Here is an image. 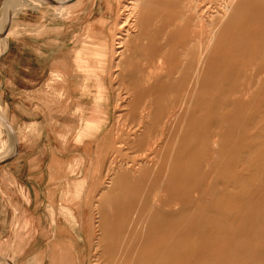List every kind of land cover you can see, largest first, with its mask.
<instances>
[{
  "label": "rangeland",
  "instance_id": "1",
  "mask_svg": "<svg viewBox=\"0 0 264 264\" xmlns=\"http://www.w3.org/2000/svg\"><path fill=\"white\" fill-rule=\"evenodd\" d=\"M42 1L0 5V57L13 39L23 50H12L0 80L7 91L12 76L35 80L21 85L32 91L27 100L39 104L34 113L30 104L15 115L8 105L15 100L3 99L0 88V113L8 121L0 120V195L5 198L0 201V264H142L145 259L144 264H264V0H237L221 46H209L200 78L197 68L206 46L199 42L210 35L227 0H150L138 18L130 13L134 35L120 48L116 38L129 27L120 25L128 13L121 5L128 0ZM198 9L210 22L205 20L204 30L192 26ZM94 102L101 106L98 119L80 128L78 107ZM32 121L39 126L44 121L49 130L38 134ZM80 129L86 133L79 142ZM108 166L117 173L108 172ZM126 166L132 167L130 173ZM112 177L114 189L102 206L99 194ZM146 207L160 213L152 215ZM41 212L43 225L37 220ZM140 216L150 218H145L148 228L135 232ZM173 221L176 228L167 227ZM179 229L185 230L182 236ZM160 235L168 238L162 242ZM147 241L157 247L149 249ZM169 246L172 257L169 248L163 251ZM144 250L163 251L165 260Z\"/></svg>",
  "mask_w": 264,
  "mask_h": 264
},
{
  "label": "bare ground",
  "instance_id": "2",
  "mask_svg": "<svg viewBox=\"0 0 264 264\" xmlns=\"http://www.w3.org/2000/svg\"><path fill=\"white\" fill-rule=\"evenodd\" d=\"M14 1H15V0H14ZM33 1H34V0H33ZM44 1H45V0H44ZM44 1H42V2H44ZM48 1H49V0H48ZM52 1H53V0H52ZM56 1H57V0H56ZM69 1H70V0H69ZM185 1H187V0H185ZM222 1H223V0H222ZM46 2H47V1H46ZM50 2H51V1H49V4H50ZM59 2H60V0H59ZM64 2H65V1H64ZM120 2H121V1H119V3H120ZM149 2H150V0H128V1H126V2H124V3H122L123 5H121V6H122L123 11L126 10V11H128V13L125 14L124 17L121 18V20L119 19V20H120V25H121V27L126 28V26H129L128 23H129V20L131 19V18H129V17H130V13H135V14L137 13V16H136V17L138 18V17L142 14V11H141V10L143 9V6H144V5L147 6V4H148ZM188 2H189V1H188ZM195 2H197V0H196ZM195 2H193V3H195ZM199 2H200V0H199L197 3H199ZM203 2H204V1H203ZM223 2H224V1H223ZM236 2H237V0H230V1L227 0V1H225L224 4L222 3V4H223L222 6L219 5L220 7H223L224 10L221 11V12H219V16H218L216 19H214L212 16H210V15L208 14V18H209V16H210V17H211L212 19H214V20L212 21V23H211V25H210V26H212V29H211V31H209V33H208V34H210V35L206 37V38H207V39L205 40L206 42L202 40V39H203L202 37H200V38H202V39H201L200 42H199V44H200L199 46H206V47L203 48V50L201 51V54H200L201 57H200V59H199L200 61H199L198 68H197V74H198V77H199V78L202 76V73H203V71H204V62H205V60H206L205 58H206L207 52L209 51L208 49L210 48L209 46H211V47H212V46H221V43H220V36L223 34V32L226 30L227 26L229 25V23H230V22L232 21V19H233V11H234V7H235ZM11 3H12V2H11ZM11 3H10V4H11ZM184 3H185V2H184ZM197 3H196V4H197ZM10 4H9V5H10ZM34 4H36V3H34ZM63 4H64V3H63ZM120 4H121V3H120ZM208 4H209V3H208ZM11 5H12V4H11ZM16 5H17V4H16ZM58 5H60V4H58ZM184 5H185V4H184ZM188 5H189V3H188ZM190 5H191V4H190ZM19 6H20V5H19ZM51 6H52V4H51ZM121 6H120V7H121ZM185 6H187V5H185ZM195 6L197 7L198 4L195 5ZM213 6H214V5H213ZM55 7H57V5H56ZM57 8H58V7H57ZM60 8H63V6L60 7ZM184 8H185V7H184ZM184 8H183V9H184ZM187 8H188V6H187ZM187 8H185V9H187ZM189 8H190V7H189ZM189 8H188V9H189ZM191 8H193V7H191ZM197 8H198V7H197ZM199 8H200V7H199ZM11 9H12V8H11ZM13 9H15L14 6H13ZM194 9H195V8H194ZM201 9H202V8H201ZM201 9H198V10L195 11V12L198 11L197 16H199L200 12H202V11L199 12V10H201ZM1 10H2V9H1ZM5 10H6V9H5ZM8 10H9V7H8ZM120 10H121V9H120ZM213 10H214V9H213ZM220 10H221V9H220ZM14 11H16V10H14ZM57 11H58V10H57ZM181 11H182V10H181ZM185 11H186V10H185ZM191 11H192V10H191ZM218 11H219V10H218ZM218 11L216 10V12H218ZM7 12H8V11H7ZM10 12H11V11H10ZM12 12H13V11H12ZM192 12H194V11H192ZM206 12H207V11H205V13H206ZM210 12H212V11H210ZM214 12H215V11H214ZM214 12H212L211 14H213ZM13 13H14V12H13ZM187 13H189V12L186 11V14H187ZM252 13H253V12H252ZM8 14H9V13H7V15H8ZM10 14L12 15V13H10ZM10 14H9V15H10ZM181 14H182V13H181ZM183 14H184V13H183ZM186 14H185V15H186ZM194 14H195V13H194ZM203 14H204V13H203ZM203 14H202V15H203ZM185 15H183V16H185ZM205 15H206V14H205ZM250 15H251V13H250ZM183 16H182V17H183ZM187 16H188V15H187ZM197 16H196L197 19L194 18V19H196V21H194V24H195V22H196V24H195V25H194V24H193V25L191 24V25L194 26V27H197V28H199V29H201V30H204V26H205V27L207 26V25H204V22L207 21V24H209L210 22H208V19L206 20V19L203 18L204 15H203V17H201V16L197 17ZM9 17H11V16H9ZM134 17H135V16H134ZM189 17H190V16H189ZM137 18H136V19H137ZM205 18H206V17H205ZM136 19H135V21H138V20H139V19H138V20H136ZM180 19H183V18H180V17H179L178 20H180ZM247 19L250 20V18H248V17H247ZM251 19H252V18H251ZM6 20H8V19L6 18ZM6 20H4V21H6ZM176 20H177V19H176ZM178 20H177V21H178ZM205 20H206V21H205ZM132 21H133V20H132ZM174 21H175V18H174L173 16H171L170 19H169L168 25L171 24V26H172V25L174 24ZM177 21H176V22H177ZM183 21H184V20H183ZM183 21L181 22V23H182L181 25H184L185 22H186V26L188 27V24H187V21H188V20H187V21L185 20V21H184V24H183ZM244 21H245V20H244ZM0 22H1V21H0ZM130 22H131V21H130ZM133 22H134V21H133ZM121 23H122V24H121ZM2 24H3V23H2ZM179 24H180V23H179ZM205 24H206V23H205ZM120 25H119V27H120ZM175 25H176V24H175ZM5 26H6V24H5ZM115 26L118 27V24L115 25ZM115 26H114V27H115ZM176 26H177V25H176ZM178 27H179V26H178ZM208 27H209V26H208ZM59 28H60V27H59ZM59 28H58V29H59ZM168 28H169V27H167L166 30H169ZM172 28H174V26H173ZM206 28H207V27H206ZM206 28H205V29H206ZM2 29H3V28H2ZM186 29H187V28H186ZM199 29H198V30H199ZM133 30H134V29H133ZM133 30L131 29V26H129L127 29H123L124 32L122 31V32L120 33V35L116 38V39L118 40V42H117V43H118V45H117L118 48L124 46L125 42H127V41L132 37V35H134V34H133ZM2 31H3V30H2ZM2 31H0V32H2ZM177 31H178V30H177ZM177 31H176V32H177ZM206 31H207V30H206ZM34 32H35V31H34ZM174 32H175V31H174ZM176 32H175V33H176ZM10 33H11V32H9V34H8V33H7V34L5 33V34H6L5 36L8 35V37H9ZM12 33H13V32H12ZM111 33H112V32H111ZM202 33H203V32H202ZM202 33H201V34H202ZM3 34H4V33H3ZM38 34H39V33H38ZM115 35H116V34H115ZM117 35H118V34H117ZM117 35H116V36H117ZM171 35H172V32H171ZM171 35H170V36H171ZM178 35H179V34H177V36H178ZM174 36H175V35H174ZM174 36H173V37H174ZM0 37H1V36H0ZM2 37H4V36L2 35ZM176 38H177V37H176ZM198 38H199V37H198ZM2 39L5 41L4 38H2ZM116 39H115V40H116ZM3 40H2V41H3ZM6 40H7V39H6ZM115 40H114V42H115ZM173 40H175V39H173ZM0 41H1V40H0ZM7 41H8V40H7ZM3 44H4V43H3ZM5 45H8V42H7V44H6V42H5ZM5 45H3V47H4ZM113 45H114V44H113ZM223 46H225V45H223ZM0 48H1V47H0ZM119 50H120V49H119ZM116 51H117V50H116ZM185 51H186V50H185ZM117 54H118V53H117ZM119 55H120V54H119ZM116 62H117V61H116ZM116 64H117V63H116ZM117 70H118V69H117ZM114 74H115V73H114ZM114 74H113V75H114ZM55 75L58 77L57 79L62 80V78H61V77L59 78V76H62V77H63V75H60V73H58V72H56ZM64 79H65V78H64ZM197 83H198V81H197ZM99 96L102 97V98H105V99H106V96H105L103 93H100ZM247 97H248V95H247ZM186 98H187V97H186ZM95 99H98V97H96ZM115 99H116V102L119 101V100L117 99V97H116ZM106 100H107V99H106ZM185 100H187V99H185ZM84 104H85V103H84ZM86 104H87V103H86ZM117 104H118V103H117ZM186 104H187V101L182 105V107H184ZM92 105H93V103H92ZM100 107H101V106H100ZM100 107L98 106V104H97L96 102H94V105H93V106L86 107V106L84 105L83 107H82V106H79V107H78L80 110L77 111V114L80 115V116H78V118H77V124H78V125H81L80 128L86 129V128H88V127H90L91 125L94 124V122L98 119V114H97L96 111H97V109L100 108ZM107 108H108V107H107ZM118 108H119V106H116V107H114L113 109H114V110H118ZM187 108H188V105H187ZM111 109H112V107H111ZM120 110H121V109H120ZM122 110H124V109H122ZM182 110H183V108H182ZM184 110H185V109H184ZM187 110H188V109H187ZM4 113H5V112H4ZM4 113H3V112L0 113V120H2V122L6 125V123H8V121L6 120L7 118L4 117V115H5ZM113 113H116V114L118 113V115H119L118 118H122V117H124V116H122V115L124 114L123 111H119V112L112 111V115H113ZM149 113H151V112H149ZM3 114H4V115H3ZM108 114H109V112H107V114H105V115L103 114V117H102V123H107L106 121H107ZM99 115H100V114H99ZM73 116H74V115H73ZM115 116H116V115H115ZM148 116H149V114H148ZM150 116H151V115H150ZM126 117H127V116H125L124 119H125ZM151 117H152V116H151ZM153 117L155 118V116H153ZM153 117H152V118H153ZM149 118H150V117H149ZM154 118H153V119H154ZM141 119H142V118H141ZM155 119H156V118H155ZM126 120H127V119H126ZM139 120H140V119H139ZM144 120H145V122H146V119H144ZM75 121H76V119H75ZM153 121H154V120H153ZM75 123H76V122H75ZM136 123H137V122H136ZM142 123H143V120L140 121V123L138 124V127H140V126H141L140 124H142ZM143 124H144V123H143ZM111 125H112V124H111ZM116 125H117V124H116ZM125 125H126V124H125ZM139 125H140V126H139ZM9 126H10V125H9ZM31 126H32V127H35V128L37 127V133L41 135L42 130H41V127H39V124H38L37 122H33ZM74 126H75V125H74ZM145 126H147V125H145ZM110 128H111V127H110ZM114 128H116V127H114ZM218 128H219V127H218ZM10 129L12 130V128H10ZM110 130L112 131V129H109V132H110ZM13 132H14V131H13ZM84 133H86V130H82V131H81V129H80V132L76 135L75 139H76L77 141L80 142L81 139H82V137L85 136ZM106 133H107V131H106ZM108 136H109V135H108ZM10 137H11V136H10ZM136 137H137V136H136ZM102 138H103V137H102ZM104 138H105V137H104ZM104 138H103V139H104ZM118 138H119V137H118ZM13 139H14V138H13ZM100 139H101V138H100ZM103 139H102V140H103ZM116 139H117V138H116ZM116 139H115V140H116ZM123 140H124V139H123ZM129 140H130V139H129ZM104 142H105V141H104ZM112 142H113V141H112ZM115 142H116V141H115ZM121 142H122V141H121ZM113 143H114V142H113ZM122 143H123V142H122ZM108 144H109V143H108ZM116 145H118V143H117ZM121 145H123V144H121ZM118 146H120V145H118ZM9 149H10V148H9ZM119 149H120V148H119ZM119 149H118V151H119ZM112 150H113V149H112ZM146 152H147V151H146ZM6 153H7V152H6ZM6 155H8V154H6ZM6 155H5V156H6ZM0 157H1V156H0ZM2 157H4V156H2ZM9 157H10V156H9ZM104 157H105V156H104ZM112 160H113V159H112ZM127 160H128V159H127ZM114 161H115V160H114ZM125 161H126V160H125ZM141 161H142V160H141ZM108 162H109V161H108ZM115 162H116V161H115ZM137 162H138V161H137ZM144 162H146V161H144ZM144 162H142V163L144 164ZM106 163H107V162H106ZM110 163H111V161H110ZM110 163H109V165L112 164V163H111V164H110ZM121 163H122V160H121ZM125 163H126V162H125ZM115 164H116V163H115ZM130 164H131V163H130ZM112 165H113V164H112ZM126 165H128V164H126ZM132 165H133V164H132ZM113 166H114V165H113ZM113 166H112V167H113ZM118 166H119V165H118ZM118 166H117V168H118ZM123 166H124V165H123ZM135 166H136V165H135ZM143 166H145V165H143ZM146 166H148V164H147ZM139 167H140V166H139ZM108 168H109V166H108ZM117 168H116V169H117ZM119 168H120V167H119ZM123 168L126 169L127 172H129V170H130L132 167H130V166L127 167V166H126V167H123ZM144 168L146 169V167H143V168H142V172H143ZM147 168H148V167H147ZM121 169H122V168H121ZM140 169H141V168H138L137 171H141ZM151 169H153V171L156 172V168H155V166L152 167ZM133 170H134V169H133ZM113 171H115V168H114V167H113V168H109V170H108V172H112V173H113ZM117 171H119V169H117ZM133 172H134V171H133ZM142 172H141V173H142ZM112 173H111V174H112ZM115 173H117V172L115 171ZM121 173L124 174L125 171H123V172H121ZM129 173H130V172H129ZM129 173H126V174H128V176L130 177V174H129ZM131 173H132V172H131ZM135 173H136V172H135ZM141 173H140V174H141ZM107 174H108V173H107ZM124 175H125V174H124ZM133 175H134V174H133ZM136 175H137V173H136ZM120 176H121V175H120ZM125 176H127V175H125ZM115 177H117V174H116ZM115 177H114V178H115ZM121 177H122V176H121ZM135 177H136V176H135ZM140 177H141V176H140ZM123 178H124V177H123ZM123 178H122V179H123ZM127 178H128V177H125V180H126ZM111 179H112V182H109V185L106 187V188H107V192L105 191L106 188H104V189H102L103 191L100 192V194H99V195H100L99 197H100L102 200L100 199V200H101V201H100L101 204H100V203H97V204H96L98 208L100 207V205L103 206L102 201H103L104 199H106L108 196H110L111 193H112V191H113V189H114V187H113V186H114V185H113V177H112ZM115 179H116V178H115ZM133 179H134V178H133ZM133 179L130 178V180H133ZM137 179H138V178H137ZM140 179H141V178H140ZM134 180H135V179H134ZM126 181H127V180H126ZM138 181H139V180H138ZM124 182H125V181H123V183H124ZM128 182H129V181H128ZM130 182H131V181H130ZM130 182H129V183H130ZM111 183H112V184H111ZM123 183H122V184H123ZM126 183H127V182H126ZM134 183H136V182L134 181ZM110 184H111V185H110ZM132 184H133V181H132ZM136 184H137V183H136ZM124 185L127 186L126 184H124ZM137 185H138V184H137ZM117 186H118V185H117ZM117 186H116V188H117ZM128 186H129V185H128ZM20 187H21V186H20ZM118 188H119V186H118ZM128 188H129V187H128ZM120 189H121V187H120ZM122 189L125 191V189L123 188V186H122ZM122 189H121V190H122ZM130 189H131V187H130ZM123 190H122V191H123ZM128 190H129V189H128ZM22 191H23V190H22ZM122 191H121V192H122ZM124 191H123V192H124ZM104 192H105V193H104ZM125 193H126V192H125ZM125 193H124V195H126ZM127 193L130 195V193H129L128 191H127ZM121 194H122V193H121ZM128 194H127V195H128ZM102 196H103V198H102ZM120 196H121V195H120ZM122 196H123V195H122ZM122 196H121V197H122ZM145 196H146V195H145ZM155 196H156V195H155ZM125 197H126V196H125ZM129 197H130V196H129ZM25 198H26V197H25ZM122 198H123V197H122ZM141 198H142V197H141ZM141 198H140V200H141ZM144 198H145V197H144ZM154 198H156V197H154ZM154 198H153V199H154ZM157 198H159V197H157ZM29 199H30V198H29ZM109 199H110V198H109ZM123 199H124V198H123ZM125 199H126V198H125ZM127 199H128V196H127ZM142 199H143V198H142ZM114 200H115V199H113V201H114ZM120 200H121V199H120ZM128 200H130V199H128ZM147 200H148V199H147ZM29 201H30V200H29ZM136 201H137V200H136ZM27 202H28V201H27ZM96 202H97V201H96ZM125 202L128 203V201H125ZM125 202H124V203L121 202V203H123V204L125 205ZM139 202H140V201H139ZM148 202H150V201H148ZM155 202H156V200H155ZM119 203H120V202H119ZM127 203H126V206H124V205H122V204H121V205L127 208L128 206H130V205H127ZM146 203H147V201L145 202V205L148 204V203H147V204H146ZM99 204H100V205H99ZM111 205H112V204H111ZM121 205H120V206H121ZM153 205H154V204H153ZM153 205H152V206H153ZM142 206H143V204H142ZM149 206H150V204H149ZM130 207L132 208V206H130ZM140 207H141V206H140ZM147 207H148V206H147ZM147 207H146V211H148V212L151 210V208H153V207H151L150 210H147ZM118 208H119V207H118ZM143 208H144V206H143ZM53 210H54V209H53ZM99 210L101 211L102 208L99 209ZM128 210H129V211H132L131 209H128ZM142 210H143V209H142ZM152 210H154V209H152ZM155 210H157V209H155ZM113 211H114V210H113ZM126 211H127V210H126ZM135 211H136V209H135ZM137 211H138V210H137ZM144 211H145V209H144ZM144 211H143V212H144ZM122 212H124V210L121 211L120 214H122ZM133 212H134V211H133ZM148 212H147V213H148ZM150 212H152V211H150ZM150 212H149V213H150ZM155 212H156V211H155ZM155 212L153 211L151 214L153 215V213H155ZM158 212L160 213V211H157L156 213H158ZM102 213H103V211H102ZM102 213H101V215L104 216V217H103V219H104V218H105V214L103 215ZM130 213H131V212H130ZM130 213H128V211H127V214H128V215H130ZM135 213H137V212H135ZM135 213H134V214H135ZM161 213H162V212H161ZM132 214H133V213H131V216H132ZM139 214H140V212H139ZM114 215H115V214H114ZM118 215H119V214H118ZM128 215H126V217H128ZM135 215H136V214H135ZM141 215H142V212H141ZM146 215H147V214H146ZM148 215H149V214H148ZM152 215H151V216H152ZM164 215H165V214H164ZM121 216H123V214H122ZM121 216H120L119 218H121ZM137 216H138V215H137ZM155 216L157 217V216H159V215H155ZM100 217H101V216H100ZM129 217H130V216H129ZM129 217H128V218H129ZM140 217H141L142 221H140V220H141ZM140 217H138V218H139V219H138L139 221H138V220H136V221H138V222L140 223L141 226H139V225H137V224H136L137 226L134 225L135 227H137L136 229H135V227L133 228V229L136 230L135 232L140 231V230H142L144 227H146V226H145V222L147 221L148 218H147L146 216H144V217L140 216ZM55 218H56V217H55ZM119 218L117 217V221H118ZM123 218H124V217H123ZM134 218H136V217H133V219H134ZM145 218H146V221H145ZM167 218H168V216H167ZM99 219L101 220V218H99ZM113 219H114V218H113ZM149 219H150V218H149ZM149 219H148V220H149ZM161 219H162V221H163V217H162ZM169 219H170V218H168V221H170ZM171 219H172V218H171ZM126 220H127V219L125 218L123 221H126ZM130 220H131V219H130ZM152 220H153V219H152ZM154 220H155V219H154ZM165 220H166V219H165ZM165 220H164V221H165ZM206 220H209V219H206ZM102 221H103V220H102ZM136 221H135V222L132 221V223H130V222H129V223L133 225V222L136 223ZM168 221H166V222H168ZM214 221H216V220H213V222H214ZM220 221H221V220H220ZM220 221H219V222H220ZM98 222H100V221H98ZM98 222H97V223H98ZM171 222H172V221H171ZM173 222H174V221H173ZM205 222H206V221H205ZM49 223H50V222H49ZM114 223H115V221H114ZM126 223H127V221H126ZM126 223H124V225H125ZM129 223H128V224H129ZM143 223H144V224H143ZM207 223H208V222H207ZM210 223H211V222H210ZM210 223H209V224H210ZM214 223H215V222H214ZM214 223H213V225H214ZM104 224H106V223H104ZM122 224H123V223H122ZM122 224H121V226H123ZM130 224H129V227L131 228L132 225L130 226ZM199 224H201V223H199ZM204 224H205V223H204ZM209 224H208V225H209ZM216 224H217V223H216ZM146 225H147V224H146ZM148 225H149V222H148ZM174 225H175V222H174L173 224H171L170 226H169V224H168L167 227H170V228H171V227L174 226ZM205 225H206V224H205ZM210 225H211V224H210ZM102 226H103V225H102ZM119 226H120V225H119ZM121 226L119 227V229H120L121 231H123L124 227L121 229ZM138 226H139V227H138ZM49 227H50V226H49ZM99 227H100V226H99ZM125 227L127 228V226H125ZM132 227H133V226H132ZM214 227H215V225H214ZM100 228H101V227H100ZM130 228H129V229H130ZM146 228H148V227H146ZM175 228H176V225H175ZM175 228H174V229H175ZM119 229H118V231L120 232ZM133 229H132V230H133ZM144 229H145V228H144ZM165 229H166V228H165ZM104 230H105V229H104ZM127 230H128V229H127ZM132 230H130V231H132ZM145 230H146V229H145ZM145 230H144V231H145ZM170 230L172 231V229H169V231H170ZM176 230H177V229H176ZM179 230H180V231H179ZM179 230L176 231V233H179V232H180V233H183V231H185V230H183V229H182L183 231H182L181 229H179ZM214 230H216V229H214ZM111 231H112V230H111ZM111 231H110V232H111ZM118 231H117V232H118ZM130 231H129V233H130ZM181 231H182V232H181ZM110 232H109V235H110ZM115 232H116V231H115ZM133 232H134V231H133ZM133 232H132V233H133ZM135 232H134V234H137V233H135ZM173 232H175V231H173ZM112 233H114V231L111 232V235H112ZM124 233H125V232H124ZM124 233H123V234H124ZM129 233L127 232V236H128ZM141 233H142V232H141ZM141 233H140V234H141ZM165 233H166V232H164V234H165ZM167 233H170V232H167ZM176 233H175V235H176ZM180 233H179V234H180ZM218 233H219V232H218ZM102 234H103V233H102ZM117 234H118V233H117ZM172 234H173V233H172ZM107 235H108V234H107ZM114 235H115V234H114ZM114 235H112V236H114ZM141 235H143V233H142ZM162 235H163V234H162ZM162 235H160L159 237L163 238V239H162V242H163V240H164V238H165V237H164L165 235H164L163 237H162ZM168 235H170V234H167V236H168ZM173 235H174V234H173ZM177 235H178V234H177ZM102 236H103V235H102ZM105 236H106V234H105ZM130 236L132 237L133 234H132V235L130 234ZM170 236H171V235H170ZM170 236H169V238H170ZM180 236H182V235L180 234ZM180 236H179V238H181ZM120 237H122V236H120ZM125 237H126V236H125ZM125 237H124V239H125ZM135 237H136V236H135ZM135 237H134V239H135ZM137 237H139V235H138ZM140 237H141V236H140ZM173 237L176 238V236H173ZM98 238H99V237H98ZM102 238H103V237H102ZM102 238H101V239H102ZM110 238H112V237H110ZM110 238H108V239L110 240ZM114 238H116V237L114 236ZM128 238H129V237H128ZM154 238H155V237H154ZM167 238H168V237H167ZM167 238H165V240H166ZM108 239H107V243H108V241H109ZM131 239H132V238H131ZM134 239H133L132 241L130 240L131 243L134 241ZM152 239H153V238H152ZM156 239H157V238H156ZM158 239H159V238H158ZM158 239H157V240H158ZM99 240H100V239H99ZM136 240H137V239H136ZM136 240H135V241H136ZM138 240H139V239H138ZM159 240H161V239H159ZM159 240H158L157 242H159ZM165 240H164V241H165ZM169 240H170V241H169V243H168L167 245H169L170 242L172 241L171 239H169ZM174 240H176V242H177V239H174V238H173V241H174ZM127 241H128V240L126 239V243H127ZM135 241H134V242H135ZM98 242H99V241H98ZM134 242H133L132 244H134ZM137 242H138V241H137ZM142 242H143V240H142ZM145 242H146V241H145ZM157 242H154L153 244H149V242L147 241V245L149 244L150 246H151V245L153 246V245H154L155 243H157ZM162 242H159V243L162 244ZM176 242H175V244H176ZM107 243H106V244H107ZM109 243H110V242H109ZM111 243H112V241H111ZM151 243H152V242H151ZM165 243H166V242H165ZM165 243H164V245H166ZM99 244H101V242H100ZM129 244H130V243H129ZM129 244H128V245H129ZM145 244H146V243H144V245H145ZM157 244H158V243H157ZM109 245H110V248H112L111 250H113V247H114V246L111 247V244H108V246H109ZM124 245H125V244H124ZM128 245L126 246V248L128 247ZM155 245H156V244H155ZM167 245H166V246H167ZM97 246H98V245H97ZM152 246L149 247V249L152 248ZM173 246H174V242H173ZM98 247H99V246H98ZM106 247H107V246H106ZM106 247H105V249H106ZM147 247H148V246H147ZM153 247L156 248L157 246H156V247L153 246ZM170 247H171V246L166 247V248L163 247V248L166 249V251H165L164 249H163V251H164L165 253H168L167 248H169V253H168V254H169V255H170V254L172 255V252H173L172 250L174 249V247L177 248V246L172 247L173 249L170 248ZM126 248H125V249H126ZM131 248L133 249L134 247H131ZM136 248H137V245H136ZM144 248H145V246H144ZM158 248H159V246H158ZM107 249H108V248H107ZM129 249H130V248H129ZM132 249H130V250H132ZM138 249H140V248H138ZM145 249H147V248H145ZM152 249H153V248H152ZM108 250H109V249H108ZM123 250H124V249H123ZM123 250H122V251H123ZM130 250H129V251H130ZM157 250H158V249H157ZM105 251H106V250H105ZM109 251H110V250H109ZM113 251H114V250H113ZM129 251H126V250H125V252H127V253H128ZM144 251L146 252V250H144ZM153 251H154V250H152V254H151V251H150V254H149V252L147 251V252H148V255H150V257L152 256V257L154 258L153 253L155 254V252L158 253V254H160V251H159V252H157L156 250H155L154 252H153ZM163 251H162L163 254L161 253L160 256L162 255L163 257L161 256V258H162L163 260H165V259H164V254H165V253H164ZM174 251H176V250H174ZM107 252H108V251H107ZM147 252H146V254H147ZM122 254H123V253H122ZM155 255H156V254H155ZM171 255H170V256H171ZM122 256H123V255H122ZM140 256H141V255H140ZM142 256H143V255H142ZM142 256H141V257H142ZM167 256H168V255H167ZM172 256H173V255H172ZM172 256H171V257H172ZM124 257L127 258V254H126V256H124ZM150 257H148V259H151V258H152V257H151V258H150ZM168 257H169V256H168ZM146 258H147V256H146ZM156 258H157V257H156ZM159 258H160V257H159ZM161 258H160V259H161ZM165 258H166V257H165ZM123 259H124V258H123ZM128 259H129V258H128ZM132 259H133V258H132ZM157 259H158V258H157ZM157 259H156V262L159 261V260H157ZM167 259H168V258H166V261H167ZM169 259H170L171 262H172V259H171V258H169ZM125 260H126V259H125ZM125 260H124V261H125ZM145 260H146V259H145ZM145 260H143L144 263H146ZM163 260H161V261H163ZM124 261H123V262H124ZM129 261H130V259H129ZM131 261H132V260H131ZM139 261L141 262V260H139ZM149 261H151V260H149ZM149 261H148V262H149ZM168 261H169V260H168ZM168 261H167V262H168ZM132 262H133V261H132ZM148 262H147V263H148ZM153 262H154V260H153L152 262H149L148 264H150V263L153 264ZM163 262H164V261H163ZM169 262H170V261H169ZM126 263H128V260H127V262L125 261V264H126ZM144 263H142V264H144ZM164 263H165V262H164ZM164 263H162V264H164ZM132 264H133V263H132ZM134 264H135V263H134ZM154 264H157V263L154 262ZM159 264H161V263H159ZM168 264H169V263H168ZM170 264H171V263H170ZM173 264H175V263L173 262Z\"/></svg>",
  "mask_w": 264,
  "mask_h": 264
},
{
  "label": "crops",
  "instance_id": "3",
  "mask_svg": "<svg viewBox=\"0 0 264 264\" xmlns=\"http://www.w3.org/2000/svg\"><path fill=\"white\" fill-rule=\"evenodd\" d=\"M4 2V0H0V5ZM20 14V12H19ZM18 14V15H19ZM19 40L13 39L11 40L9 47L7 48L6 51H4V53L1 55L0 57V64H1V68H0V72H2L3 70H5V67H7L8 62L10 61V56L12 55V50L14 51H19L21 53H23V50L19 48ZM15 49V50H14ZM0 78H3L2 73ZM12 79H10L9 83L11 85L10 91H7L6 89H4V81L1 79L0 80V88L2 89V98L5 99L7 97H9L10 99H14L15 101L12 103H8L9 107L11 108L14 107V114H21V111L24 112V108L29 109V105L31 104L32 109L34 110L33 113L35 112V107H38L39 104L38 103H34L33 101L29 102L27 99L30 97L28 96V93L31 91L29 89V87L27 86H23L21 84H23V82L27 83L29 81V83H34L35 80H29L28 76H22L20 74H18L17 76H12ZM32 92V91H31ZM28 96V97H26ZM26 97V98H25ZM35 98H33L34 100ZM36 100V99H35ZM33 117V116H32ZM38 118L39 117H33V121H37L38 122ZM32 121V122H33ZM45 121H46V117H45ZM40 125L39 127H41V130H49V128L46 126V124L43 126L42 124H44V121H40ZM14 162L11 161L9 163L6 164V166L12 165ZM20 173V172H19ZM0 190L2 191L3 188L0 187ZM0 201L5 200V198L2 196V194L0 195ZM8 218V217H7ZM37 220H40L41 223L40 225H43V215L42 212L39 213V218H37ZM31 254L27 255V256H19L18 258H23V257H27V258H31L30 256Z\"/></svg>",
  "mask_w": 264,
  "mask_h": 264
},
{
  "label": "water",
  "instance_id": "4",
  "mask_svg": "<svg viewBox=\"0 0 264 264\" xmlns=\"http://www.w3.org/2000/svg\"><path fill=\"white\" fill-rule=\"evenodd\" d=\"M8 29H9V26H7V28L5 29V32L8 31Z\"/></svg>",
  "mask_w": 264,
  "mask_h": 264
}]
</instances>
